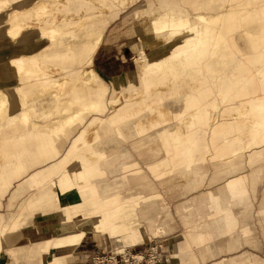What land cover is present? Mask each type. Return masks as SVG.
Here are the masks:
<instances>
[{"label": "bare ground", "instance_id": "bare-ground-1", "mask_svg": "<svg viewBox=\"0 0 264 264\" xmlns=\"http://www.w3.org/2000/svg\"><path fill=\"white\" fill-rule=\"evenodd\" d=\"M140 1L33 0L31 4L15 0V9L4 23L8 28L2 29L0 23V37L15 43L14 55L0 65V75L10 76L15 87L9 97H2L0 88V118L9 115L8 125H0V131L13 123L22 126L0 147V197H8L13 183L31 167H40L19 187L22 193L39 183L21 205L27 216L24 221L0 214V264L6 260L4 251L20 235L26 236L25 258L35 256L34 264H66L104 237L117 239L120 246L128 237L136 247L146 241L147 231L158 237L165 215L156 210L157 197L142 195L156 193L139 165L147 152L179 168L201 146L206 151V140L214 145L223 139L227 144L218 156L233 157L236 168L230 175L242 167L234 162L246 158L251 172L215 193H238L241 208L251 204L247 189L255 191L264 167L257 163L262 157L258 149L264 148V0H177L170 8L164 0H149L158 2L156 12L150 2L144 3V17L132 30L137 43L131 49V74L113 81L110 93L99 78L103 76L95 67V57L117 12ZM9 7L8 0H1L0 12ZM212 11L217 15L210 23L207 14ZM45 23L50 26L45 28ZM60 25L62 29L56 30ZM249 25L250 31L236 34ZM225 33L236 35L228 43ZM111 62L106 65L111 67ZM65 91L71 96L62 98ZM28 95L40 99L29 103ZM58 105L61 111L81 105L82 109L57 126L46 125L43 132L31 125L32 117L43 118L44 124ZM88 112L98 116L62 155L76 127L86 120L78 119L79 113ZM233 134L238 138L227 141ZM233 141L241 151L231 150ZM32 145L35 150L29 151ZM213 171L215 178L220 171L217 166ZM229 210L219 209L211 220L220 221ZM206 220L211 221L198 214L196 222L185 223L191 243L207 242ZM120 246L111 255L126 260L132 254ZM18 248L6 251L11 254L8 264H19V258L13 257ZM156 248L158 256L179 254ZM135 257L139 261L142 255ZM230 260L228 264H245ZM158 263L155 258L148 261Z\"/></svg>", "mask_w": 264, "mask_h": 264}, {"label": "crops", "instance_id": "crops-1", "mask_svg": "<svg viewBox=\"0 0 264 264\" xmlns=\"http://www.w3.org/2000/svg\"><path fill=\"white\" fill-rule=\"evenodd\" d=\"M163 2H165L163 4H165L166 8H170V4L172 2L177 3V0H164ZM11 6L15 7V0L11 1ZM6 13L7 12H0V23L3 24H0L2 29L5 27L4 23L7 18ZM250 15L254 16L252 13ZM254 18L257 19V17L255 16ZM114 22L115 20L112 19L109 23L111 25ZM250 28L251 26L249 25L248 30ZM241 31L244 30L241 28L238 29V32ZM115 46L116 44L113 42L112 38L111 42L109 41L108 43L105 37L101 48L95 57V65L97 64L96 68L100 70L103 76V80L109 86L110 93L112 92L113 81L119 80L122 77L131 74V70L127 66V68L125 66H123L122 68L121 66L120 68H118V70L112 67H106L107 65L102 67V60L105 56L111 57L112 53H114L116 56L119 55L120 51L115 50ZM237 47L240 48V46ZM13 49H15V43L10 42L4 35H1L0 65H6L7 60L14 55ZM112 65L113 64L111 63V66ZM12 84H14V80H12L10 76H7L5 74L0 75V85ZM226 144L227 143L225 140H220L216 143V145H212V147H214V149L216 150V156L212 158L213 161H210V157L206 156V151L203 152L200 149L202 147L201 146L199 150L193 153L192 158H189L186 161V164L183 167L179 168H173L172 165L167 163L168 161L163 156H153L152 153L148 154L147 152L145 155H142L140 157V160L146 164V169L153 174V177L148 176V179H150L154 188L156 189V193H153L152 191H146L143 192L142 195L146 198L157 197V201H159V204L157 205L158 207L156 210L157 212L163 213L165 215V218L162 219L161 222H159L161 234L162 231H171L169 222L172 221V214L169 204L157 196V194L160 195L157 190L162 186H165V188L163 189H167L168 191H170L172 193V196L175 195V197H186L188 194L196 192L202 186H204V184L207 182L206 175L208 173H212L211 179L208 180V188L206 193L194 197L190 200H185L183 203L176 207V213L178 214L183 226L187 221L196 222L198 214H200L204 219L205 217H208L211 220L216 217V213L219 209H230L227 214L220 217V221L211 220L209 221V223H207L208 219L205 221V230L208 235V240L202 245L191 243L186 233L185 226L184 233L182 232L180 234H177L175 237L162 239L160 243L166 242V244H163V248L166 249V251H179V254L176 253L177 255L175 254V256L172 257L168 255L167 252L163 253L164 255H168V258H166L165 256V259L167 260L166 264H228V261L230 259H238L240 257H244L249 260H253L254 258H256L259 261H264V237H262L259 231L253 230V227L255 225H260V221L255 218H261V220L264 221V194H262V197H259L257 200L258 195H254V191H252L251 188H248L247 190L251 204L246 206L245 208H241L244 204L238 200V193H215L216 191L220 190V188H222V186L227 182L239 179L244 176H248V174L251 172V169H249L247 172L243 171V169H246V165L248 164V159L246 158L234 162L236 165L242 167L241 169L230 175L229 172L236 168V166L234 167L232 163L233 157H231V155H221L220 157L218 156L219 158L217 159V149L221 150ZM210 146L211 144L209 140H206L204 142V147H206V150ZM231 150L234 152L241 151V149L237 148V145L236 147H233V145H231ZM183 158L186 159L187 157L185 156ZM260 163L264 164V161ZM201 164H204L205 166H198ZM213 164L217 166L218 171H220L219 175L215 178L213 177V168L209 167V165L211 166ZM222 164L224 165V167L218 166ZM198 167L201 168L199 169ZM141 170L145 175V178L147 179V176L143 172L142 168ZM27 181L25 179L21 183L16 184L8 197H0V214L4 213L7 219H11L16 214L22 203L27 199V197L34 190H36L31 189L23 191L21 193L19 191V187L24 185ZM220 183L222 185L219 188L212 189L213 186ZM176 188H179L180 190L175 193ZM203 196H209L210 198L214 196V198L208 200L204 197V199L201 200ZM256 200L258 205H256V207L254 208L253 203ZM204 205L206 206L204 207ZM179 213H184L186 214V216L180 217ZM185 247L187 248V250L183 251ZM143 251L145 250L143 249ZM95 254V250L90 247L84 252H80L76 256L77 259L70 264H91V259ZM74 258L75 257L70 259V261H73Z\"/></svg>", "mask_w": 264, "mask_h": 264}, {"label": "rangeland", "instance_id": "rangeland-1", "mask_svg": "<svg viewBox=\"0 0 264 264\" xmlns=\"http://www.w3.org/2000/svg\"><path fill=\"white\" fill-rule=\"evenodd\" d=\"M10 3H9V8H5L2 10V13H6V15L8 16L9 12L11 9H15V7H12L11 6V1L12 0H9ZM33 0H29V2L32 4ZM147 2H150V6L151 8L153 9L154 12H156V6L158 5V2H151L149 0H142L140 1L139 3H137L134 7H127L126 9L124 10H121V11H118V18H117V21H115L114 23H112L109 28L107 29L106 33H105V37H106V40L107 42L109 43V41L111 42V38L113 39V42L116 44V46L114 47L115 50H119L120 53L118 56H116L114 53H112L111 57L109 56H105L102 60V67H104L109 61H113L111 62L113 65L111 66L112 68L118 70V68H120L122 66H130L132 61H133V51H131V49H133V46L134 44H136L137 42V37L133 35L132 33V30L133 28L138 25L143 19L144 17V10H142V7H143V4L144 3H147ZM220 4V3H219ZM232 7H236L238 10L241 9V7H238L239 5H237L236 3H231L230 4ZM248 6V4H247ZM217 15V11H212L210 14H207L209 20H210V23L211 21L213 20L214 16ZM6 17V16H5ZM8 19V18H7ZM5 28H8V25H4ZM50 24H44V27L47 28L49 27ZM56 30H61L62 29V26H56L55 27ZM75 29H73L72 31H76V27H73ZM245 31V30H244ZM246 31H250V30H246ZM242 32V31H241ZM41 33V32H40ZM240 32L236 31V34H239ZM235 33H233L232 35H228L227 33L224 34L225 36V40L229 43L230 42V39L231 38H234V36L236 35ZM36 38L38 37V35H35ZM233 36V37H232ZM47 37V36H46ZM59 38V37H57ZM11 39V37H10ZM59 40V39H58ZM63 47V45L61 46ZM64 49V48H63ZM96 67V66H95ZM108 67V66H106ZM124 67V69H125ZM126 67V68H127ZM124 69H120V70H124ZM130 69V68H129ZM106 70V69H105ZM99 75V74H98ZM99 78L101 80H103V78L99 75ZM132 81H134V78H132ZM136 81H137V78H136ZM71 84V82L68 83L67 87H66V90L69 89V85ZM112 86H113V83H112ZM109 87V86H108ZM1 88V92H2V97H4V94H6L8 97H9V94L10 92H13L15 90V87H13V84L12 85H2L0 86ZM113 88V87H112ZM30 95V94H29ZM28 95V98H27V101L29 103L33 102V101H37L40 99V97L38 96H29ZM67 95H70L71 94L67 91H65L64 93H62V98H66ZM111 95V94H110ZM110 95L108 97V99L110 98ZM69 99V97L67 98ZM71 100H73V97L71 98ZM64 104H66V101H63ZM65 106V105H63ZM59 108V105L57 108H55V110H53L51 112V114H48V116L46 117V119L44 120V124H43V118L42 119H39L38 117H32L31 118V125L33 127H35L37 129V131L39 132H43L44 128L46 125H49L50 127L52 126H57L60 121L64 120L68 114H71V113H74V112H78L82 109V105L80 107H76V106H73L71 109L69 108V110L67 111H61V106H60V109ZM81 114L78 119L80 118H83L84 119L86 118V120L78 127H76V130L75 132H73L72 136L70 137V139L68 140V142L64 145L63 147V151H62V155L64 154H67L69 152V149L71 148L72 144H73V141L76 140L80 134V132L82 130H84L86 128V126L88 125V123L92 120V118H94L95 116H98L96 113L94 112H88V113H85L83 115V113H79ZM9 118V115L8 113H6L5 115H3L1 118H0V125H8L7 122L5 120H7ZM77 119V120H78ZM76 120V121H77ZM11 125L10 127H8L7 129L5 130H1L0 131V147H1V144L5 142V139L13 134H17L20 129L22 128V126L20 124H9ZM6 128V127H5ZM47 128V127H46ZM48 131V130H47ZM238 135L236 134H233V136L229 135L228 136V139L227 141H232L233 139H237ZM220 140H223V139H219L218 141ZM217 141V142H218ZM216 145V144H214ZM233 147H236L237 143L236 141H233L232 143ZM35 150V146H30L29 147V151H34ZM220 150L217 149V159L219 158L218 157V152ZM258 151H260L262 153V157L259 158V160L257 161V163L259 164H262L260 162L264 161V148L262 149H258ZM206 156L210 157V161H213L212 158L214 156H216V150L214 149V147H212V145L210 147H208V149L206 150ZM73 157H70L68 158L67 161H71ZM66 161V162H67ZM140 163V167L143 169V172L146 174L147 176V179H148V176L149 177H153V174L146 169V164L143 163L141 160L139 161ZM264 165V164H263ZM33 166V164H32ZM198 166H201V167H204L205 165L204 164H201V165H198ZM207 166V165H206ZM214 164L213 165H209V167L213 168L214 170ZM220 167H224V165H218ZM201 167H198L199 169ZM40 168V167H39ZM38 167L36 169H33L31 167L30 169V172L24 176L23 178H26L27 176H30L34 173V170H37L39 169ZM197 168V169H198ZM250 169V166H248V164L246 165V169L243 171L247 172L248 170ZM261 169H263V174H262V177L259 179V183L257 184L256 186V189L254 191V195H258L257 196V200L259 197H262V194H264V167H261ZM148 171V172H147ZM207 177V182L204 184V186H202L199 190H197L196 192H193L191 194H188L186 197H175V195L172 196V193L170 191H168L167 189H163L165 188V186H162L160 189L157 190L159 194H157L158 197H160V199L164 200L166 203L169 204V207H170V211H171V214H172V221L169 222V225L171 227V231L169 232H163V234H160L158 235V237H155V238H152V236H150L151 234L147 231V234H146V237H145V242H143L139 247H136L134 244H132V242H130L128 240V237H126V243L125 244H122L123 246H120L117 244V239H108L106 237L102 238L99 242H97V244H95L92 248L95 250L96 254H100V253H106L108 252L109 250H115L117 246H120V247H126L125 249L127 251H129L132 255H137V254H141V252H143V249L146 251L147 249L151 248V247H157V246H163V242L160 243L162 241V239H166V238H171V237H175L177 234H180V233H184V226L182 224V222L180 221L179 219V216L178 214L176 213V207L178 205H180L181 203H183L185 200H190L194 197H197L201 194H204L207 192V188H208V180L211 179L212 177V173H208L206 175ZM23 178L15 181L13 183V186H15V184L17 182H20L23 180ZM150 180V179H148ZM35 186L32 188V190L37 186V182H35ZM222 184H218V185H215L212 187V189L214 188H219ZM173 190V189H172ZM180 189L179 188H176L175 189V193L178 192ZM257 200L254 201L253 203V207L255 208L257 204ZM206 204V203H205ZM206 205H204L205 207ZM21 207H19V209L17 210L16 214L10 219L11 221H16V222H22L24 221V219L27 217L26 216V211L24 210H21ZM252 207V209H253ZM252 212V211H251ZM1 215H5L4 213L1 214ZM253 216V215H252ZM251 217V216H249ZM257 219L258 221H260V225H255L253 227V230L254 231H259V233H261L262 237H264V221L261 220V218H255ZM251 220V218H250ZM29 225V224H27ZM30 226H27V229H29ZM26 229V228H25ZM26 229V230H27ZM20 232V230H19ZM255 235H256V232H255ZM26 240V236H19L18 239L15 240V244H13L11 247H19L17 249V251L15 252L14 251V254H13V257L14 258H19L18 261H19V264H34L36 262V257L35 256H30V258L26 259L25 256L28 254V250L27 249H23L24 247V242ZM102 242V243H101ZM251 246V245H250ZM11 247H7V249L4 251L5 253V262L4 264H8L7 260L10 258L11 254H8L6 251L11 249ZM252 247V246H251ZM255 248V246H254ZM155 250L157 251V253L159 252V249L155 248ZM163 250H166V249H163ZM261 250V249H260ZM161 253V252H160ZM159 253L161 257V262L162 263H158V264H166L167 260L165 259V256L162 255ZM94 255V256H95ZM142 255V254H141ZM157 255V254H156ZM158 256V255H157ZM77 259V257H75L73 259V261H70L68 260V262L66 264H70V263H73L75 260ZM234 260H242V261H245L244 263L246 264V262H251L252 264L254 263H258V264H264V261H259L257 260L256 258H254L253 260H249V259H246V258H238V259H234ZM232 261V260H230Z\"/></svg>", "mask_w": 264, "mask_h": 264}, {"label": "built area", "instance_id": "built-area-1", "mask_svg": "<svg viewBox=\"0 0 264 264\" xmlns=\"http://www.w3.org/2000/svg\"><path fill=\"white\" fill-rule=\"evenodd\" d=\"M156 247H151L149 249H147L146 251L141 252L142 254V258L139 259V261H137L135 255H130L128 254L126 256V260H123L124 257H118V259L116 260L114 256L111 255V250H109V252L106 253H100L95 255L92 259H91V264H121L123 261V264H148V261L151 258H155L156 261H158L159 263L161 262V257L162 256H157L154 253ZM152 255V256H151ZM110 260V262H108ZM98 261V262H97Z\"/></svg>", "mask_w": 264, "mask_h": 264}]
</instances>
